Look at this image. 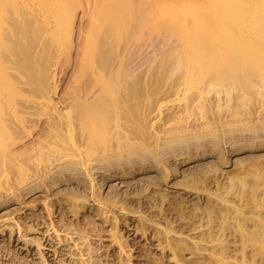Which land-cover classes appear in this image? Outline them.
<instances>
[{
    "label": "rangeland",
    "instance_id": "obj_1",
    "mask_svg": "<svg viewBox=\"0 0 264 264\" xmlns=\"http://www.w3.org/2000/svg\"><path fill=\"white\" fill-rule=\"evenodd\" d=\"M142 1L172 38L123 79L129 5L0 0V264H264V0Z\"/></svg>",
    "mask_w": 264,
    "mask_h": 264
},
{
    "label": "bare ground",
    "instance_id": "obj_2",
    "mask_svg": "<svg viewBox=\"0 0 264 264\" xmlns=\"http://www.w3.org/2000/svg\"><path fill=\"white\" fill-rule=\"evenodd\" d=\"M105 1H111V0H105ZM113 5H121L126 6L129 5V10L127 12V16L129 17L130 25L128 29L124 30V38L126 39L127 45L124 47H120L117 49V52L114 53L110 47L107 50L108 53L113 54V66L118 64V60L115 56H123L124 62L121 64V73L123 79L127 78L132 72H134V69L137 66V63L144 62L147 60L152 53H156L159 51L160 47L162 46V41L164 38L170 39L172 38L171 33L167 30L169 27L165 24H160L157 27L154 28V30L158 31L157 33H150L148 31L147 27H144V16H146V10L141 7L143 1L142 0H112ZM174 3H176V0H174ZM142 9V10H141ZM140 11V13H139ZM17 13V12H15ZM82 12H75L72 15H69L67 17V21L65 20L66 16H62V20H65L62 22L61 17L58 18V20L64 25V28L66 30L65 32V39L66 46L64 47V54L67 57V66L66 70L63 76V79H59L57 82H52V92H51V99L57 98V94L61 93L63 90L64 83L68 81L72 75L77 71L78 69V63H79V57L81 52V47L83 45V39L84 36L82 34L83 28L87 23V19L85 15H83ZM3 10L0 9V19L3 18ZM229 17V16H228ZM65 18V19H64ZM15 19L17 21H21V19L18 15H15ZM24 22L26 20H23ZM143 27V28H142ZM141 38L139 41L136 39V36ZM138 37V38H139ZM136 39V40H135ZM138 41V43H136ZM136 43V44H135ZM133 44L135 46L133 47ZM172 43L167 42L166 46L168 48H171ZM29 44L22 43L20 46V49L23 53L28 51ZM138 49V50H137ZM155 50L154 52H151V50ZM115 54V56H114ZM182 66V62H180L178 55H174V59L172 60V64L170 66V70L174 71L176 69H179ZM42 75H45L44 73V66H42ZM81 77L83 80L87 78L86 73H82ZM91 85H84V83L80 84L76 89L77 94H82L87 92L86 94H90L92 90L90 89ZM32 139V138H31ZM33 140V139H32ZM32 142L31 140L25 141L23 144L16 145L14 149H20L27 145V143ZM9 232L12 231V228L15 227L16 230L19 233V236L21 235L20 232V224L19 222L15 223H7ZM39 243H37V250L39 249ZM43 255V254H42Z\"/></svg>",
    "mask_w": 264,
    "mask_h": 264
}]
</instances>
